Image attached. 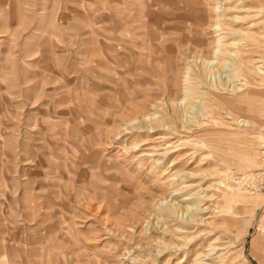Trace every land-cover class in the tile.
Wrapping results in <instances>:
<instances>
[{
    "label": "rangeland",
    "instance_id": "obj_1",
    "mask_svg": "<svg viewBox=\"0 0 264 264\" xmlns=\"http://www.w3.org/2000/svg\"><path fill=\"white\" fill-rule=\"evenodd\" d=\"M0 264H264V0H0Z\"/></svg>",
    "mask_w": 264,
    "mask_h": 264
},
{
    "label": "bare ground",
    "instance_id": "obj_2",
    "mask_svg": "<svg viewBox=\"0 0 264 264\" xmlns=\"http://www.w3.org/2000/svg\"><path fill=\"white\" fill-rule=\"evenodd\" d=\"M232 53V52H231ZM199 197V196H198ZM180 207H181V205H180ZM195 209H189L188 211L190 212H193ZM177 212V211H176ZM178 216H179V214H178ZM187 216V214H185V217ZM181 217V216H180Z\"/></svg>",
    "mask_w": 264,
    "mask_h": 264
}]
</instances>
